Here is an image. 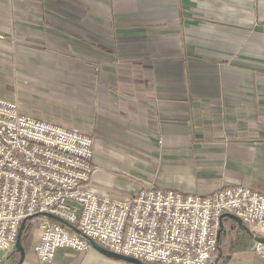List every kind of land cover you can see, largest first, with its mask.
<instances>
[{"label": "crops", "instance_id": "0c3cea01", "mask_svg": "<svg viewBox=\"0 0 264 264\" xmlns=\"http://www.w3.org/2000/svg\"><path fill=\"white\" fill-rule=\"evenodd\" d=\"M0 96L92 136L98 193H264V0H0ZM232 224L218 264H264ZM29 231L23 264H141Z\"/></svg>", "mask_w": 264, "mask_h": 264}, {"label": "built area", "instance_id": "2783aa9c", "mask_svg": "<svg viewBox=\"0 0 264 264\" xmlns=\"http://www.w3.org/2000/svg\"><path fill=\"white\" fill-rule=\"evenodd\" d=\"M94 139L21 111L15 98L0 96V264L14 249L22 221L53 212L116 252L166 264H210L221 245V217L239 215L264 236V193L248 186L208 195L184 194L155 185L124 197L88 187L96 166ZM41 262L52 263L59 247L86 250L91 243L46 215L34 216ZM252 250L264 258V241Z\"/></svg>", "mask_w": 264, "mask_h": 264}, {"label": "water", "instance_id": "95a60500", "mask_svg": "<svg viewBox=\"0 0 264 264\" xmlns=\"http://www.w3.org/2000/svg\"><path fill=\"white\" fill-rule=\"evenodd\" d=\"M39 215H46L48 217H51V218L61 222L62 224H65V225L71 227L74 231L81 234L85 239H87L91 243L92 246L98 248L99 250L105 252L106 254H108L110 256H114V257L122 258V259H125L128 261H133V262L145 264V260H142L138 257L122 254V253H119V252H116L114 250H111L109 248L104 247L97 240H95L94 238L83 233L76 225H74L73 223H71L70 221H68L66 218H64L63 216H61L59 214L45 211V212H39L34 216H39ZM34 216L31 215V216L26 217L21 223L20 230L18 233V237L16 240V245H15V249H16V252L19 254V258L14 264H23V262H24L25 255H26L24 238H25V234H26L27 230L29 229L30 221ZM230 219L233 221V224L231 225L232 228L234 226H240V227L250 231L252 234H254L258 240L264 241L263 235L253 233L249 229V227L243 222L242 218L239 215L231 213V212H227V213H224L222 215L220 233L224 229L225 221H228ZM222 256H223V250L219 247V251H218L217 255L214 257L213 261L210 264H218V262ZM159 264H166V263H159Z\"/></svg>", "mask_w": 264, "mask_h": 264}, {"label": "rangeland", "instance_id": "374dc122", "mask_svg": "<svg viewBox=\"0 0 264 264\" xmlns=\"http://www.w3.org/2000/svg\"><path fill=\"white\" fill-rule=\"evenodd\" d=\"M30 228H36V230L38 229V231L40 230L38 225L35 222L31 223L29 226V229L27 230V232L25 234V238H26L27 234H30V231H29ZM25 238H24V240H25ZM221 243H222V238H221ZM18 258H19V254L16 252V249L14 247V249L8 254L5 263H7V264L11 263L12 264V262H15L16 260H18Z\"/></svg>", "mask_w": 264, "mask_h": 264}]
</instances>
